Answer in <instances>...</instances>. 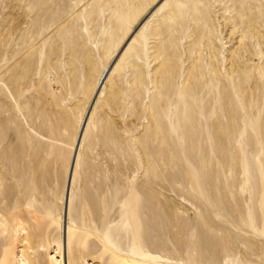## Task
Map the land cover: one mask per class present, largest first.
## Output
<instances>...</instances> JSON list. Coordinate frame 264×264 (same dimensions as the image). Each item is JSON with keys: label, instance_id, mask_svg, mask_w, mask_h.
<instances>
[{"label": "rangeland", "instance_id": "374dc122", "mask_svg": "<svg viewBox=\"0 0 264 264\" xmlns=\"http://www.w3.org/2000/svg\"><path fill=\"white\" fill-rule=\"evenodd\" d=\"M111 253L264 264V0H0V264Z\"/></svg>", "mask_w": 264, "mask_h": 264}, {"label": "water", "instance_id": "95a60500", "mask_svg": "<svg viewBox=\"0 0 264 264\" xmlns=\"http://www.w3.org/2000/svg\"><path fill=\"white\" fill-rule=\"evenodd\" d=\"M147 16V15H146ZM142 22V21H141ZM141 22L137 25L136 28H134L132 30V32L130 33V35L128 36V38L126 39V41L122 44V46L120 47V49L118 50V52L116 53L114 59L112 60L111 64L109 65L108 69L104 72L102 78H101V81H100V84H102V82H104V79L107 77V74H109L112 66L114 65L117 57L119 56V54L121 53V51L124 49V46L126 45V43L128 42V40L131 38V36L137 31V28L141 25ZM96 97H97V94L94 96V98L92 99L90 105H89V109L87 110V114H86V117L83 121V124H82V128H81V131H80V134L78 135V140H77V144H76V147H75V150L72 154V158H71V162H70V166H69V171H68V175H67V181H66V188H65V195H64V205H63V218L65 219L66 218V213H67V203H68V198H69V192H70V186H71V178H72V173H73V168H74V163H75V159H76V155H77V150H78V146H79V143H80V140H81V137H82V134H83V130L85 128V125H86V122H87V119L89 117V114L91 112V109L93 107V104L95 103V100H96Z\"/></svg>", "mask_w": 264, "mask_h": 264}, {"label": "bare ground", "instance_id": "6f19581e", "mask_svg": "<svg viewBox=\"0 0 264 264\" xmlns=\"http://www.w3.org/2000/svg\"><path fill=\"white\" fill-rule=\"evenodd\" d=\"M18 226H20V225H18ZM82 226V225H81ZM18 228V227H17ZM19 228H21V230H23L22 228L23 227H19ZM20 230V231H21ZM17 231V230H16ZM22 232V231H21ZM88 235L87 234H84V236H82L81 238H80V240L77 242L78 244L77 245H79V246H81L84 242H86L87 240L86 239H88V237H87ZM83 245H85V243L83 244ZM211 250H213V252H214V248H210ZM104 250H106V251H104ZM109 249H103V253H102V255L103 254H107L109 251H108ZM24 251V250H23ZM26 251V250H25ZM24 251V254L26 253ZM101 255V256H102ZM23 256V255H22ZM23 257H25V259L27 260V258H26V255H24ZM40 257V254L39 253H37V260L36 261H38L39 258ZM110 257L113 259L112 261H114V262H112V263H115V264H126L127 263V260L125 259V258H123L122 256H118V255H115V254H113V253H111L110 254ZM101 259V258H100ZM126 262V263H125ZM4 264H6V262H4ZM107 264H109V262L107 263Z\"/></svg>", "mask_w": 264, "mask_h": 264}]
</instances>
